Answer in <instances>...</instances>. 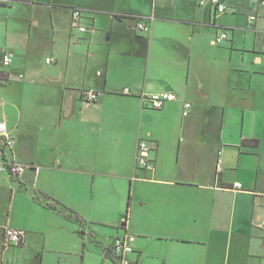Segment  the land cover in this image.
Masks as SVG:
<instances>
[{"label":"crops","instance_id":"crops-1","mask_svg":"<svg viewBox=\"0 0 264 264\" xmlns=\"http://www.w3.org/2000/svg\"><path fill=\"white\" fill-rule=\"evenodd\" d=\"M225 2L0 0V124L15 139L0 164L27 166L0 170V264H116L120 235L128 264H264V6ZM158 92L162 109L143 99ZM139 138L154 171L136 167Z\"/></svg>","mask_w":264,"mask_h":264},{"label":"built area","instance_id":"built-area-1","mask_svg":"<svg viewBox=\"0 0 264 264\" xmlns=\"http://www.w3.org/2000/svg\"><path fill=\"white\" fill-rule=\"evenodd\" d=\"M207 0H200V4H204ZM212 5L214 6L216 12L225 13L228 9V6L225 0H210ZM259 4L264 6V0H258ZM82 13L79 9H75L72 13L71 24L73 27H76L81 32H89L91 30L90 27L81 24ZM251 20H255L256 16L252 15L250 17ZM137 29L140 31L148 30V27L145 23L138 22ZM228 38V34L226 31H222L215 39V43L217 45L222 44ZM53 59L49 58L47 60L50 63ZM12 62L11 55H6L3 59V63L5 65H9ZM129 88L124 89V93H130ZM101 93L95 91H87L84 94L85 100L87 102L96 101ZM143 99L145 102H148L149 105L154 109H162L166 103L170 99V94L168 92H158L152 93L148 95H143ZM193 105L191 102H186L183 106V116H188ZM15 144V139L11 135V133L7 130L4 124H0V148L2 149H11ZM154 148V144L151 140L147 138H139L136 149V167L139 169H144L148 171H154L156 168V164L154 160L150 157V153ZM27 166L21 164H8L2 163L0 164V170H7L14 175H18L23 172ZM220 170V167H219ZM242 183L238 182L235 184V188H242ZM4 237L6 244H14L20 245L22 244L25 238V231L22 229H17L13 227H6L4 230ZM133 237L128 235H120L113 239L112 248L115 255L121 260V264H128L125 260V256L129 253L134 252V247L132 245Z\"/></svg>","mask_w":264,"mask_h":264},{"label":"trees","instance_id":"trees-1","mask_svg":"<svg viewBox=\"0 0 264 264\" xmlns=\"http://www.w3.org/2000/svg\"><path fill=\"white\" fill-rule=\"evenodd\" d=\"M12 175L17 176L14 174H12ZM35 198H36V200H38L40 202L42 201L41 197L38 193L35 195ZM46 205H48L49 207H51L57 211H62L65 214V216L71 220H74L80 224L83 222V218L79 214H77L76 212H74L73 210L69 209L68 207H66L64 205L58 204L57 201L55 204L47 203ZM106 252H107V255L109 257H111L115 261L116 264H121V260L113 252L112 244H111V247L106 249Z\"/></svg>","mask_w":264,"mask_h":264},{"label":"rangeland","instance_id":"rangeland-1","mask_svg":"<svg viewBox=\"0 0 264 264\" xmlns=\"http://www.w3.org/2000/svg\"><path fill=\"white\" fill-rule=\"evenodd\" d=\"M75 262H73V261H70V262H68V264H74ZM77 264H79V262L77 261Z\"/></svg>","mask_w":264,"mask_h":264},{"label":"water","instance_id":"water-1","mask_svg":"<svg viewBox=\"0 0 264 264\" xmlns=\"http://www.w3.org/2000/svg\"><path fill=\"white\" fill-rule=\"evenodd\" d=\"M5 77H8V75L5 74Z\"/></svg>","mask_w":264,"mask_h":264}]
</instances>
